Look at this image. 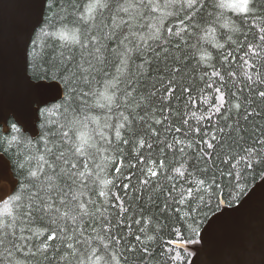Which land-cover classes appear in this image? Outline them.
Listing matches in <instances>:
<instances>
[{
    "label": "snow or ice",
    "instance_id": "1",
    "mask_svg": "<svg viewBox=\"0 0 264 264\" xmlns=\"http://www.w3.org/2000/svg\"><path fill=\"white\" fill-rule=\"evenodd\" d=\"M45 3L49 4V11L60 7L64 14L57 13L60 19L72 16L74 24L86 27L82 30L65 24L58 32L50 33L41 27L50 21L43 20L39 11L35 14L33 31L39 27L44 37L59 36L63 43L48 71H41L26 81L27 111L13 114L21 121L29 113L39 118L50 103L44 97V90L62 88L55 99L62 101L60 108L65 121L60 127L66 130L60 133L62 144L54 159L49 162L44 155H38L36 158L42 163L35 170L28 168V187L22 192L17 193L16 182L7 190L0 184V264H28L30 259L38 257L36 264L44 261L47 264H128L130 253H140L141 262L149 257L150 245L156 239L145 229L150 221H133L139 225L138 234L132 235L135 245L132 241L125 244L124 236L113 233V223L118 228L121 225L132 228L126 223L129 208L125 200L112 193L117 178L128 181L123 184L125 191L135 185L131 184L132 177L122 172V159L101 155L100 141L107 146L114 145L113 152L125 144L134 145L138 164H144L139 159L144 151L154 148L165 154L172 150L181 155L180 166L170 171L174 179H184L190 185L175 198L180 205L191 202L186 204L184 213L185 220L190 221V235L185 242L198 244L203 238L202 232L211 236L227 217L241 208L264 203V124L256 123L257 118L264 117V107H261L264 105V34L260 36L258 48L245 47V54L251 55L243 61L241 83L251 96L241 101L243 89H238L226 101L225 94L216 88L219 103L209 106L211 115L196 117L193 112L197 120L193 134L197 139L185 143L187 136L172 134L181 133L188 120L181 117L182 127L174 128L168 123L176 90L173 75L183 70L186 53L182 49L194 35L204 31L207 35L201 39L211 42L208 37L215 38L214 23L220 21L219 18L215 22L205 21L209 6L206 0H63L62 5L45 0ZM218 6L223 5L215 4ZM37 7L42 5L38 3ZM229 7L235 9L241 20L254 16L257 11L264 14V0H232ZM169 9L183 12L182 16H175L179 24L163 29L157 24L148 35L138 34V19L158 13L157 19L162 24L174 16ZM202 22L209 26L202 27ZM220 26L233 33L241 31L229 21ZM261 32L264 33V27ZM24 43L27 48L29 41ZM172 47L181 52L179 57L172 54ZM216 47L223 46L217 43ZM211 59L205 52L197 63L204 64ZM154 73L158 74L155 79ZM214 75L223 79L220 73ZM161 76L166 77V84ZM181 91L190 92V89ZM108 114H115L116 123H109ZM204 120L209 126L202 130L199 123ZM11 128L20 132L15 123ZM169 135L171 140H161V136ZM17 139L12 137V141ZM193 144L197 148L196 165L195 171H190L185 165ZM46 150L52 152V149ZM109 162L114 165L109 174L111 178L102 174ZM154 164L155 167H147L142 173L144 178L138 181L142 189L136 195L142 196L143 188L150 187L152 179L165 167L163 160ZM220 164L228 165L224 173L231 189L228 198L223 197L216 178L215 169ZM20 167L23 169L25 165ZM258 177L261 183L250 187ZM222 206L224 211L220 213ZM228 208L233 211L229 212ZM109 210L116 216H106L104 213ZM57 241H60L59 247Z\"/></svg>",
    "mask_w": 264,
    "mask_h": 264
},
{
    "label": "trees",
    "instance_id": "2",
    "mask_svg": "<svg viewBox=\"0 0 264 264\" xmlns=\"http://www.w3.org/2000/svg\"><path fill=\"white\" fill-rule=\"evenodd\" d=\"M54 2L60 5L63 4V0H54ZM206 3L209 6L205 21L215 22L219 18L220 23L229 21L240 27L241 31L233 33L227 28H222L220 23H214L216 29L214 40L212 37H208V40L211 42L201 39L207 33L200 31L194 35L189 45L182 49V52L186 53L184 56L185 64L182 65L183 70L179 74L173 75L176 90L173 93L171 101V119L168 123L172 124L174 128L182 127L181 117L188 120V124L182 127L181 133L172 134L176 137L187 136L188 139L184 141L185 143L197 139V136L193 134L197 124V120L193 117V112H195L196 117L211 115L209 106L219 103V93L214 91L216 88H220L221 92L225 94L226 101H230L232 99L230 93H235L238 89H243V94L240 96L241 101H243L245 96H251L249 89L241 83L243 79V61L251 55L250 52L248 55L245 54V47L258 48L261 44L260 36L264 34L261 32V28L264 27V14L259 11L254 16L241 20L240 16L236 13H228L227 17H223L219 9L215 7L216 0H206ZM169 11H172L174 16L166 18L162 24L157 19L158 13H150L149 15H145L143 19H138L136 21V31L138 34L148 35L154 31L153 25L157 24L161 29L179 24V20L175 19V16H182L183 12L177 11V9H169ZM57 13L64 15L60 7L49 11V4L47 3L44 20L50 21V23L44 24L41 27H44L50 33L59 30L65 24L68 28L79 26L83 30L86 27L83 24H74L72 16H68L67 19H60ZM201 26L208 27L209 25L202 22ZM237 40L239 43H236ZM62 43L55 37H44L40 28L37 30L29 51V74L32 78L41 71H48ZM174 43L173 41V45ZM217 43L223 46L222 49L216 47ZM205 52L211 55V61L198 64L197 61L200 60L201 55ZM172 54L179 57L181 52L176 51L172 47ZM76 55L79 57L78 50ZM190 57H194V59H190ZM257 63L259 64V61ZM160 67L163 68L164 65L161 64ZM214 73H220L223 79L215 76ZM230 73H236V75L230 76ZM156 75L158 74H153L154 79ZM160 78L165 81V84L167 83L166 77L161 76ZM210 85L211 87H209ZM184 88L190 89V92L181 91ZM163 90V85H161V91ZM189 96L191 103L189 102ZM61 102L58 101L50 104L44 110V114L40 116V135L36 139L31 138L28 134H24L22 129L13 120L9 122L10 132L8 134H5L2 128H0V153L6 155L12 163L14 173L19 180L17 193L22 192L24 188L28 187L26 180L28 168L31 167L35 170L42 163L36 157L44 155L45 159L51 162L54 159V153L62 144L60 133L66 129H61L60 127L65 121V115L60 108ZM261 107H264V105H261ZM108 115L110 116L109 123H116L115 114ZM216 119L213 116V121H216ZM13 123L20 128L19 133L12 130L11 125ZM256 123L264 124V117L257 118ZM199 126L202 130L206 129L209 126V122L206 120L200 121ZM172 135L167 137L161 136V140H171ZM13 136L18 138L17 141H12ZM45 140H47V145H45ZM29 144L31 147L26 146ZM100 145L101 155L114 156L116 159L124 161L122 172L125 176H131V184L135 185V187L125 191L123 184L128 183V181L123 179V177L117 178V186L112 189V193L120 195L125 200L129 208L126 223L131 224L132 228H124L123 225L118 228L116 223H113V233L124 236L123 242L125 244L128 241H132L133 245H135L132 235L134 233L138 234L137 229L139 225L133 224V221L142 220L150 221V223L145 224V229L149 231V234H154L156 237L150 245V255L147 259L141 262L139 259L140 253H130L128 254V264H190L194 255L193 249L200 246V243L192 244L185 242L190 235L188 230L190 221L185 220L184 213L187 211L186 204L191 202L186 201L185 205L175 202V198L180 192L190 185L186 184L184 179H174V174L170 171L173 167L180 166L181 155L172 150H169L165 154L164 151H158L154 148L152 151H144V154L139 157L141 161H144V164H138L136 159L137 149L134 145L125 144L117 152H113L114 145H104L103 141H100ZM105 148L107 151H105ZM46 149H52V152H48ZM190 153L186 156L187 164L185 167H188L190 171H195L193 167L196 165L195 154L197 153V148L195 144H193ZM157 160H163L165 167L160 169V174L152 179L150 187L143 188L142 196L136 195L142 189V185L138 183L139 180L144 178L142 173L147 167H155L154 162ZM21 164L25 165L23 169L20 167ZM129 164L133 165V167H129ZM113 167V163H107V167L102 174L111 178L109 174L112 172ZM44 168L47 170V165H44ZM227 169V164H220L219 168L215 169L216 178L220 183L223 197L225 198H228V193L231 190L227 186L229 183L228 179L224 176ZM196 178H199V176ZM260 180L258 177L252 182L250 187H253ZM213 203H215V200H213ZM222 209L223 206L220 211ZM104 214L106 216H116V213L111 210L106 211ZM193 215H196V213L194 212ZM153 229L154 232L152 231ZM92 235L95 234L92 233ZM55 243L57 247L60 246V241ZM134 255L136 258H133ZM37 259L40 258L30 259L28 264H36ZM43 264H47V261H44Z\"/></svg>",
    "mask_w": 264,
    "mask_h": 264
},
{
    "label": "water",
    "instance_id": "3",
    "mask_svg": "<svg viewBox=\"0 0 264 264\" xmlns=\"http://www.w3.org/2000/svg\"><path fill=\"white\" fill-rule=\"evenodd\" d=\"M38 3L42 7L38 8ZM46 6L45 0H0V128L5 134L10 132L9 122L13 120L31 138L40 135V117H32L29 113L28 118L21 121L13 113L27 111L26 81L32 78L29 51L39 29L33 31V20L37 11L44 20ZM26 40L29 41L27 48ZM58 91L62 92V88L44 90L49 105L61 101L55 99ZM13 182L18 187L19 180L11 161L0 153V184L7 190ZM259 183L261 180L253 187ZM223 211L224 208L220 213ZM228 211L233 209L228 208ZM202 237L200 246L193 249L190 264H264V203L241 208L227 217L211 236L202 232Z\"/></svg>",
    "mask_w": 264,
    "mask_h": 264
},
{
    "label": "clouds",
    "instance_id": "4",
    "mask_svg": "<svg viewBox=\"0 0 264 264\" xmlns=\"http://www.w3.org/2000/svg\"><path fill=\"white\" fill-rule=\"evenodd\" d=\"M232 3V0H216V4L217 5H223L222 7L218 6L217 9H219L220 14H222L223 17H227L228 13H234L235 9L229 7V5ZM59 30H57L58 32ZM56 39H58L59 41H62V38L57 36L55 37Z\"/></svg>",
    "mask_w": 264,
    "mask_h": 264
},
{
    "label": "bare ground",
    "instance_id": "5",
    "mask_svg": "<svg viewBox=\"0 0 264 264\" xmlns=\"http://www.w3.org/2000/svg\"><path fill=\"white\" fill-rule=\"evenodd\" d=\"M192 260H193V257H192V259H191V262H192ZM191 262H190V263H191Z\"/></svg>",
    "mask_w": 264,
    "mask_h": 264
}]
</instances>
